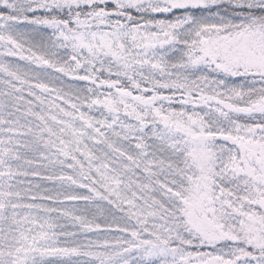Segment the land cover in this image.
Wrapping results in <instances>:
<instances>
[{
    "label": "snow or ice",
    "instance_id": "obj_1",
    "mask_svg": "<svg viewBox=\"0 0 264 264\" xmlns=\"http://www.w3.org/2000/svg\"><path fill=\"white\" fill-rule=\"evenodd\" d=\"M0 264H264V0H0Z\"/></svg>",
    "mask_w": 264,
    "mask_h": 264
}]
</instances>
